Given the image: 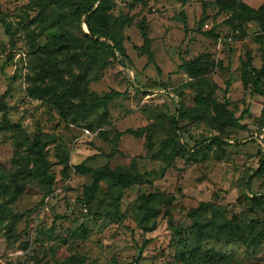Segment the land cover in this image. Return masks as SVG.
Returning a JSON list of instances; mask_svg holds the SVG:
<instances>
[{
  "label": "rangeland",
  "instance_id": "rangeland-1",
  "mask_svg": "<svg viewBox=\"0 0 264 264\" xmlns=\"http://www.w3.org/2000/svg\"><path fill=\"white\" fill-rule=\"evenodd\" d=\"M83 1L0 0V123L54 178L0 129V264H264V0H89L130 70L91 58Z\"/></svg>",
  "mask_w": 264,
  "mask_h": 264
},
{
  "label": "trees",
  "instance_id": "trees-1",
  "mask_svg": "<svg viewBox=\"0 0 264 264\" xmlns=\"http://www.w3.org/2000/svg\"><path fill=\"white\" fill-rule=\"evenodd\" d=\"M106 2L107 0H100V3L98 4L99 5L98 8H101V5L105 4ZM69 5L71 7V11L68 12V23L69 24L76 23L79 27L81 26V24H85L88 30V35L86 37L90 41L89 43L90 49H93L91 52L92 53L91 58L93 59L97 54H101L105 58H111L113 60H116L122 67L125 68V70H130L128 68V65H130L129 60L126 57L123 49L121 48L119 41L115 39L113 36L107 37L103 35L99 28L94 27L92 25L91 20L96 14L98 8L93 9V4L90 3L89 0H84L83 2H79L76 4H69ZM261 13H264V9H262ZM100 38H104V41H100ZM255 75H256V79H255V84H254V91L256 94L261 96L260 86L262 83L261 81L264 78V62L262 63V67L260 70H255ZM152 86L159 88V90H161L163 87L162 84H157V83H153ZM115 95H117L116 92H110L100 98H96V101L101 102V103H106L109 99H111ZM176 111L177 113H179V109H176ZM242 114L246 115L247 112H242ZM175 118L176 116L174 115L172 116L170 120V126L174 131L177 129V123H176ZM239 121H241V117L238 118V120H235V123L237 124L239 123ZM262 124L264 125V120ZM244 127L245 126H242L241 129H244ZM1 128H7V129H11V130L18 132L21 138V142L25 145L28 151L37 156L41 164H40V168L35 174L37 177H39V179L43 183L47 185V188H48L47 194H48L54 183V178L52 175L47 173L48 163L45 160V154L43 152V148L39 144L37 137L34 136L33 138H29V136L25 133L22 127L17 123L11 124L9 122H2L0 123V129ZM153 129H154L153 126H149V127H142L137 130H127L125 133L135 138H140L144 134H146L147 132ZM212 142L219 143L220 139L216 138ZM171 145L173 146L172 149L174 152L176 151V149H185V151H190L186 148V146L180 145L178 141H172ZM258 152L261 155V159L264 160V154H262L260 151ZM253 173L254 172H251L249 176L243 179V186H244L245 191L249 190V185L253 177L252 176ZM136 181H137V178L136 180H133L132 183H136ZM149 203H150V198L146 197V199L144 200V215H145L144 217H149L152 215L151 213H154L153 209L150 208ZM208 206L209 204H205V207H208ZM11 215H12V212L9 209L0 205V217H8ZM136 247H137L136 249L140 253L141 247H138L137 243H136Z\"/></svg>",
  "mask_w": 264,
  "mask_h": 264
},
{
  "label": "built area",
  "instance_id": "built-area-1",
  "mask_svg": "<svg viewBox=\"0 0 264 264\" xmlns=\"http://www.w3.org/2000/svg\"><path fill=\"white\" fill-rule=\"evenodd\" d=\"M254 135L261 150L264 152V126L260 129V132L254 133Z\"/></svg>",
  "mask_w": 264,
  "mask_h": 264
}]
</instances>
